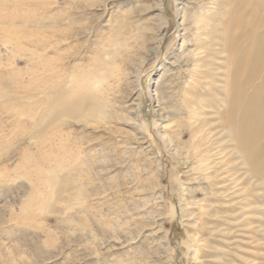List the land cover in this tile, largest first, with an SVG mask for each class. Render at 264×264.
<instances>
[{"label": "rangeland", "instance_id": "374dc122", "mask_svg": "<svg viewBox=\"0 0 264 264\" xmlns=\"http://www.w3.org/2000/svg\"><path fill=\"white\" fill-rule=\"evenodd\" d=\"M159 1L0 0V264H264L260 192L229 224L219 174L242 172L210 164L224 84L193 61L200 9L222 38L243 1Z\"/></svg>", "mask_w": 264, "mask_h": 264}, {"label": "bare ground", "instance_id": "6f19581e", "mask_svg": "<svg viewBox=\"0 0 264 264\" xmlns=\"http://www.w3.org/2000/svg\"><path fill=\"white\" fill-rule=\"evenodd\" d=\"M181 1L188 3L187 0ZM242 1L233 16L236 22L235 27L239 32L238 35L232 34L222 38L219 37L223 29L221 31L217 30L220 25L215 24L217 13L211 16V8L206 11L200 9L201 13L196 17V28L193 36L194 51H196L193 55V61L196 68L201 69L196 75H201L200 78L207 81L205 82L206 87H203L202 90H211L213 79L219 78L224 84V99L214 103L210 108H213L211 111L215 115L219 114L221 107L223 109V116L217 122L220 128L218 134L220 137L229 138L228 141L223 142L228 146L227 149L219 148L218 150L216 148L217 150H215L213 148L215 152L212 150L209 153H211V156L219 157L210 163L212 167L222 164L226 156L234 157L231 164L226 163L221 167H217L218 170L226 165H234L242 172L238 177L235 176L237 171L231 175H228L229 171L219 174V176H222L220 179L223 180L220 183L222 186L219 188V194L224 201L227 199L228 203L233 201L235 205H238L237 210H231V215L234 214L235 218L229 219L228 223H235V225L240 223L239 226L243 227V231H247L248 226L251 225L249 216L254 204L251 199L259 191L260 194L256 200L260 202L259 206L261 208L255 209L260 212V222L262 224L259 227L264 238V0ZM179 26L184 37L180 48H184L185 45L190 43L186 35L189 28L186 27L184 14ZM170 65L174 66L173 64ZM215 90L219 89L216 88ZM211 91L212 94L215 93L214 90ZM154 94L157 95L158 92L155 91ZM210 97L213 100L214 95ZM136 107L139 108L137 105ZM156 107H158V104H156ZM204 108V104L196 105V109L203 110ZM73 110L81 113L82 108L76 104ZM93 112L98 113L99 110H93ZM204 125H206V122L202 120L201 126ZM202 160L209 161V157L206 159L203 157L200 161ZM214 171L217 172V170ZM226 175H228V178H226ZM240 181H242V187L237 189ZM203 225L207 226L208 224L204 222ZM230 230L227 231L228 234L226 235L232 234ZM208 233L212 236L219 235L217 237H224L225 235L218 227L208 229ZM207 248H209L211 254L212 251L216 254L215 252L218 250L213 246ZM243 250L249 253L248 249ZM243 260L245 264H253L254 262L250 260V257H243Z\"/></svg>", "mask_w": 264, "mask_h": 264}]
</instances>
